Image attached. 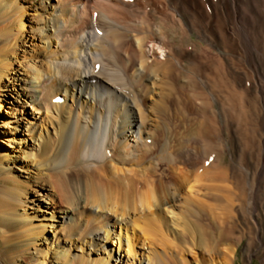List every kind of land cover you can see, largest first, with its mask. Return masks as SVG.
<instances>
[{
  "label": "bare ground",
  "instance_id": "6f19581e",
  "mask_svg": "<svg viewBox=\"0 0 264 264\" xmlns=\"http://www.w3.org/2000/svg\"><path fill=\"white\" fill-rule=\"evenodd\" d=\"M30 11L29 33H17L15 24L25 30ZM95 15L104 25L98 32ZM82 19L72 39L68 33ZM35 41L42 45L34 55L15 58L17 43L29 55ZM156 44L167 50L162 59L150 54ZM9 57L17 69L2 64ZM104 58L125 70L106 69ZM176 70L204 81L219 101L224 81L244 75L264 107V0H0V102L12 99L14 117V138L6 141L29 158L21 167L26 180L0 182V262L189 264L184 257L195 256L194 264H234L248 236L244 260L257 256L264 264V157L251 156V190L233 191L229 176L243 181L253 152L245 139L237 165L223 169L207 162L194 137L193 146L175 145L174 135L160 144L148 128L145 105L159 95V74ZM225 119L227 127L236 123ZM256 122L257 146L264 139H257ZM49 249L48 263L40 256Z\"/></svg>",
  "mask_w": 264,
  "mask_h": 264
},
{
  "label": "rangeland",
  "instance_id": "374dc122",
  "mask_svg": "<svg viewBox=\"0 0 264 264\" xmlns=\"http://www.w3.org/2000/svg\"><path fill=\"white\" fill-rule=\"evenodd\" d=\"M34 13L35 12L30 11L28 13L29 16H27V18L23 19L22 23L25 26V30L24 29L22 30V27L18 23H17V26L15 24V29H17V33L22 34L21 33L22 31H23V34H28L29 33L31 26H33L32 25V20H34V18H33L34 15H35ZM85 21H88V20H85ZM79 22H75V24L72 27V30L68 33L71 36L72 39L77 37L76 34L83 27V19L80 20ZM93 22L95 23L96 32H98L97 30L104 29V25H102L101 23L98 22V16L97 15L94 16ZM80 24L82 26H80ZM191 39L193 41L198 42L196 34H194V35L192 34ZM32 45L35 46V47H32V48H34V52L31 51L29 53V55L28 54L26 55V53H25V55H23V52L22 53L20 52L22 47H20L21 45L17 43V46H19L18 47L19 48L18 49L19 52H17L18 55H14L15 58H19V57L22 58V56H25V58L28 60L29 59L28 57L34 55V53H36V51H38L39 46L42 45V44L40 42H38V41H35V42H33ZM151 49H152V52L155 51V53L158 54V58L159 59H162L163 55L167 54V50L163 49L160 44H156L155 46L154 45H150L149 46L150 54H152ZM158 52H160V53H158ZM4 61L8 62L10 64V68H15V69L18 68L17 62L14 64V59H12V58L9 57L6 60H3V63H2L3 65H4ZM103 61H104L103 63L105 64L106 69H108V70H112L113 69L115 71H118L119 73H121L123 70H125L124 69L125 65L123 63H120V64L115 63L114 64L115 67H114V65L109 63L108 58H104ZM99 67H100V65H97V68H99ZM107 71H106V73H107ZM178 72L179 71H177V70L175 72H172L173 75H172V73L171 74L170 73H168V74H166V73L165 74L164 73L161 74L160 73L159 74V77H158L159 80L157 81L158 87L156 89V92L159 95H157L156 97H152L153 99H151V102H149V104L146 103V105H145V111H146L147 115L149 116V121H148L149 130L153 133V135L156 134L157 141L158 142L160 141L159 142L160 144H162L166 140V137L168 135H170L171 137H173V135H174V137L171 138V139H173V143L175 145L178 144L179 140H182V141L189 142L190 146H193L194 142L191 143L190 139H192L194 137L195 139L198 140L197 147H198L199 151L201 150L200 152L203 153V154L207 153L208 156L207 155H205V156L208 159H210V161L208 160L207 162H211L212 161L218 167L223 168V169H229L231 164H234V166L237 165L238 162L236 163V161H238L239 156H241V148H242V145H240L239 142H240L241 138L243 140L245 139V142L243 141V143H244L243 146L246 149L251 148L249 150H253L251 155H246L247 159L249 160L248 161L249 165L247 167H245V169H243V170H245L244 173H247V174H244L245 175V179H244L245 181L244 180L242 181V180H240L238 178H237L238 179L237 180L236 178H232V177L229 176V178H228L229 181H227L226 183H227L228 187L231 190L237 191V189H239L241 187L240 189H242V190L244 189L245 193L247 194L252 188V181L250 179H251V171H252V169H253V167L255 165V159L253 157H256V156H259L260 158L264 157V150H263L264 149V145H263L264 143L258 142L257 146H256V144L254 142V139L256 137L254 136V132H253L255 124L257 123L256 121H259L258 122V124H259V127H258L259 128V133H258L257 139L258 140L264 139V107L261 105V100H260L262 98L259 97V95H257L255 92H253L250 89L249 80L244 75L241 76L240 81H238V82L235 79H231L229 77L227 78V80L230 79V80H228L229 82L228 81H224L225 82L224 86H225V89H226L225 90L226 94L223 93L222 95H220L223 100L221 99V101H219L220 97H218V96L213 95L214 98H212V94L210 92H208L209 91L208 89H206L207 87L204 85V81H202L203 82L202 83L198 79V77H196L193 74H191L193 76L190 77L191 76L190 73H187L186 71L182 72L183 77L185 76L184 79H183L182 78V74L180 72L179 73ZM131 73H132V71H130V70L127 71V78L129 77V79L131 81H133L134 86L136 84L135 88H137L140 85L139 80L131 79V77H132ZM165 75L168 76V77H166ZM106 76L110 77V75H108V74H106ZM189 77L191 78V80H190ZM163 78H164V80H163ZM187 80H188V82H187ZM197 80H198L199 83L197 82ZM230 81H232V82H230ZM235 81H236V83H235ZM195 82H197L196 83L197 87L194 86ZM233 82H234V84H233ZM15 83H17V82H15ZM179 83H180L181 86L179 85ZM175 84H177V85H175ZM184 85H186L187 87L184 86ZM164 87H166V89ZM248 87H249V89H248ZM161 89H162V91H161ZM175 90H177L178 92L177 91L175 92ZM181 91H182V93H181ZM173 92H175V93L172 94ZM187 92H188V94H187ZM195 94L198 97H201V98H198ZM206 94H208V95H206ZM239 95H240V97H238ZM236 96H237V99H235ZM208 97H209V99H208ZM57 99H60V101L57 102L56 101ZM57 99H55L54 103L59 104L60 102H62L61 98H57ZM157 99H158L159 102L157 101ZM6 100L7 101H4V102L1 101L0 102V105H1V107H0V140L2 141V142L0 141V182L3 179H5L6 177H17V180L23 181V180H26V178H28V175H27V172L22 170L21 167H22L23 163H28L29 162V158L28 157H22L21 153L17 152L16 145L8 143L6 141L8 139L14 138V130H13V128H14V122H13L14 119L13 118L14 117L12 116V113H11L12 112V109H11L12 106L10 104V101H12V99L7 96ZM237 100H239V101H237ZM178 101H179V103H178ZM211 101H213V102H211ZM182 103H183V105H182ZM239 105H241V107H239ZM202 106H204V107H202ZM239 108L242 109V110H239ZM225 109H227V110H225ZM234 109H235V111H234ZM28 110L31 113L35 114V117H37V118L42 115V111H40V112L34 111L33 109H31V107ZM209 110L211 111V114H210ZM220 110H222V111L220 112ZM224 110H225V112L229 111L228 112L229 114H226L227 117H224V115L222 113V112H224ZM155 111H156V113H155ZM158 112H159V114H158ZM216 112H217V116H216ZM232 112L234 113L235 116L233 115ZM219 115H220L221 118L219 117ZM212 117H215V118H212ZM176 118H177V120H176ZM227 118H228V120H232V121H234V123L235 122L236 123L233 124L232 126L229 124L228 127H227L226 124L224 125V119L227 120ZM251 119H252V122H250ZM7 121H9L8 126H5ZM164 124L167 127L164 126ZM189 124H190V126H189ZM213 124H214V126H213ZM239 125H240V127H237ZM46 127L48 128V126H46ZM158 129H159V131H158ZM207 129H209V130H207ZM190 131H192L193 133L190 132ZM194 131H195V133H194ZM235 131L236 132L238 131V132L236 133ZM241 131L245 135H243ZM239 132L241 134H239ZM260 134H261V136H259ZM199 136H201V137H199ZM178 138H180V139H178ZM16 140H19V137L16 138ZM203 141H205V142H203ZM250 144L252 145L251 147H250ZM203 147H204V149L205 148H207V149H205L203 151ZM254 147H256V148H254ZM206 150H207V152H205ZM251 156H253V157H251ZM232 161H233V163H232ZM219 162H220V164H219ZM263 165H264V163H263ZM8 166H9V168H8ZM249 166H251V168ZM162 168H164V167H162ZM7 173H8V175H6ZM160 177H161V175H159V176L157 175L155 180L158 182L160 180ZM6 184L11 185L10 181L9 182L6 181ZM26 194H27V198H29V200H33V199L36 198V197H34V194H32V193H30L28 191L26 192ZM207 202L209 204H212V201H210V200L207 201ZM28 206L31 207L32 204H29ZM29 211L31 212V210H29ZM80 211H82L86 215H88V211H86V210H80ZM36 223H38V222H35V224ZM43 232L50 239V242L55 241V239L53 238V234H51V233L47 234L46 230L45 231L43 230ZM8 240L9 239L5 238V239H2L1 242H9ZM247 240H248V236H247L246 239L243 240L242 244L239 246L237 254H236V260H235L234 264H244V263L245 264H261V261H260L259 257L257 258V256H253V259L251 258L252 260L251 259L247 260V261L244 260V258H243V250H244V245L246 244L245 242H247ZM55 243H57V241H55ZM0 246H2L1 243H0ZM54 246H56V245L53 244L52 249L54 248ZM45 247L47 248L48 245L43 244V246H42V244H41V248L44 249ZM52 252H53V250L49 249V251L46 252V253L42 252L40 257L41 258H47V262L49 263L52 260ZM258 252H260V251H257V253ZM194 258H195V256H189V257L186 256V257H184V260L187 263H189V264H194V263H196V260H197L195 258V261H194ZM0 264H9V263H8L7 260L3 259V261L0 262ZM63 264H74V262L67 260V262H65Z\"/></svg>",
  "mask_w": 264,
  "mask_h": 264
}]
</instances>
